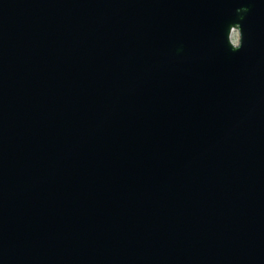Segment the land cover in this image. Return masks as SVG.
Instances as JSON below:
<instances>
[{"label":"water","instance_id":"95a60500","mask_svg":"<svg viewBox=\"0 0 264 264\" xmlns=\"http://www.w3.org/2000/svg\"><path fill=\"white\" fill-rule=\"evenodd\" d=\"M0 264H264V0H0Z\"/></svg>","mask_w":264,"mask_h":264},{"label":"snow or ice","instance_id":"6c2138e0","mask_svg":"<svg viewBox=\"0 0 264 264\" xmlns=\"http://www.w3.org/2000/svg\"><path fill=\"white\" fill-rule=\"evenodd\" d=\"M237 41V34H233V42L235 43Z\"/></svg>","mask_w":264,"mask_h":264},{"label":"rangeland","instance_id":"374dc122","mask_svg":"<svg viewBox=\"0 0 264 264\" xmlns=\"http://www.w3.org/2000/svg\"><path fill=\"white\" fill-rule=\"evenodd\" d=\"M235 34H237V33H235ZM237 38H238V34H237Z\"/></svg>","mask_w":264,"mask_h":264}]
</instances>
